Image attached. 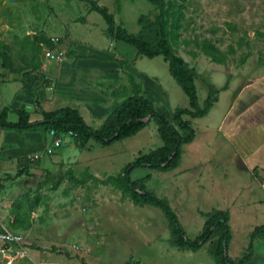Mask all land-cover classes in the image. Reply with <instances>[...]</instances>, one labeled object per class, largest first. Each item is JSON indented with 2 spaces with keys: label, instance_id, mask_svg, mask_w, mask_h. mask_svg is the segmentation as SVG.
I'll return each instance as SVG.
<instances>
[{
  "label": "rangeland",
  "instance_id": "1",
  "mask_svg": "<svg viewBox=\"0 0 264 264\" xmlns=\"http://www.w3.org/2000/svg\"><path fill=\"white\" fill-rule=\"evenodd\" d=\"M93 1L132 35L140 33V17L153 20L158 14L146 0ZM164 4L168 29L175 36L170 46L195 73L199 107L209 94L218 98L202 123L217 126L237 96L242 101L246 95L254 96L257 102L251 111L264 116V0H164ZM40 38L51 42L62 39L65 59L59 64L49 61L46 52L51 49ZM101 55L111 76V82L101 88L109 89L101 93L110 100L111 108L132 96L131 75L156 111L173 114L176 109H189L188 98L171 77L168 63L162 57H141L131 46L110 40L104 21L90 12L87 4L76 0H0V85L21 82L28 100L21 111L31 122L64 106L76 109L73 99L84 105L85 100L95 98L88 95L100 94L92 85L80 89L70 84L76 80L78 65ZM37 59L40 67L35 70L32 67ZM89 88L95 91H87ZM100 124L89 122L95 130ZM212 133L215 143L223 147L220 163L228 170L220 178L210 177L212 189L206 184L203 188V182L197 187L196 182L182 180L183 175L174 176L173 171L149 168L132 170L129 179L138 182L147 176L145 188L169 204L189 240L202 233L206 213L227 212L232 238L227 255L235 262L245 252L253 226L264 224L263 213L244 210L251 200L264 197L253 181L256 178L260 183L264 169L254 168L249 182L245 166L241 163L237 168L236 160L229 159L234 156L232 145L221 134ZM46 136L44 129H35L27 137V159L17 160L12 169L0 168V233L19 239L17 245L8 247L6 255L0 253V264L9 263L5 256L13 259L10 264H215L210 254L219 232L196 252L177 248L172 245L170 224L161 209L134 205L113 185L102 186L89 178L115 177L138 157L161 148L154 121L134 136L106 147L90 141L81 148L67 139L51 155L28 160L33 153L43 154L50 143L48 138L44 141ZM254 143L252 138L250 146ZM20 169L27 172L14 178ZM232 190L242 193L235 198ZM3 247L0 241V251ZM259 248L264 252V238ZM19 252L24 258L18 257Z\"/></svg>",
  "mask_w": 264,
  "mask_h": 264
},
{
  "label": "trees",
  "instance_id": "2",
  "mask_svg": "<svg viewBox=\"0 0 264 264\" xmlns=\"http://www.w3.org/2000/svg\"><path fill=\"white\" fill-rule=\"evenodd\" d=\"M76 1L87 4L90 12L100 15L105 23V35L110 40L131 46L141 57L148 59L162 57L168 63L171 77L187 96L189 109H176L173 114H170L167 110L156 111L151 101L146 99L142 94L140 85L129 75L128 80L132 88V96L118 105L98 130L88 126L80 116L78 110L69 107L44 113L41 120L34 122L29 120V115L26 112L17 110V122H7L1 116L0 128L18 132L44 129L46 133L54 131L56 136L72 132L76 135L73 138L76 146L83 148L87 143L93 141L106 147L115 141L134 136L145 128L150 121H154L157 125L158 136L162 142L161 148L138 157L126 165L121 173L115 177L109 176L104 180H99L93 176L89 178L100 183L102 186L113 185L122 195L128 196L134 205H152L161 209L170 224L173 246L196 252L209 242L217 231L220 237L210 254L215 260V264H247L251 261L254 254L253 242L255 238L264 234V224L254 227L249 235L245 253L234 262L227 255V245L230 241L227 225L229 214L227 212L213 211L206 213L202 233L195 240H189L186 238L169 204L145 188L144 182L147 180V177L138 182H133L129 179L131 171L136 168H149L160 172L174 170L180 159L182 145L192 142L195 137L194 129L183 117L187 116L192 119L202 118L208 114L213 104L217 101V98H212L209 94L203 107H199L195 86V73L186 68L184 60L170 46V42H175V36L173 35V31L168 29L164 0H146L157 9L158 14L153 20H149L144 16L140 17L138 23L141 30L137 35L129 34L120 25H117L108 10L105 7L98 6L95 1ZM40 40L47 48L53 49L51 41L45 38H40ZM40 50L39 48L38 52ZM5 56L3 53L2 57L5 58ZM39 67L40 62L37 59L33 63L32 68L36 70ZM21 175L22 173H17L15 177H20Z\"/></svg>",
  "mask_w": 264,
  "mask_h": 264
},
{
  "label": "crops",
  "instance_id": "3",
  "mask_svg": "<svg viewBox=\"0 0 264 264\" xmlns=\"http://www.w3.org/2000/svg\"><path fill=\"white\" fill-rule=\"evenodd\" d=\"M60 40L62 41V43H60L61 48L63 49L66 56L65 42L62 39ZM96 59L97 60L93 59L94 61L92 62L87 61L88 63L86 65H78V68H76L78 70V73L74 71V77H76V80L74 82H71L70 84L71 87L78 86L80 87V89L83 86L89 87L92 85L94 88H96V91H100V94L94 92L95 95H88L94 96L95 98L90 99L91 101L85 100L84 105L81 103L82 100L73 99V107L79 111L80 116L88 126L89 122L96 124L104 123L106 118L116 108V106L114 108H111V105L109 103L110 100L104 98L103 94L101 93L104 90L109 89V86H107V88L104 87V89H101L102 84L111 82L109 70L106 71L105 67L106 65H108V62L105 61V57L103 55H101L100 57H96ZM81 69H83V72L81 71ZM71 71L72 70H68L66 68V72L70 73ZM10 84L19 85V87L12 88ZM8 85L10 86L9 88L5 87ZM94 88H89L90 90L87 91H95ZM245 98L246 99L242 101V99L237 96L236 103H232L230 107H233V110L229 112V108L226 113L220 117L219 124L217 126L202 123L206 122L204 120H206V116L209 114L212 108L209 110L208 114L202 118L192 119L187 116L183 117V119L185 121H188L191 127L194 129L195 137L192 142L182 145L179 162L177 164V167L172 170L173 173L171 174H173L174 176H177L179 174L183 175L182 180L196 182L195 185H197V187H199L203 182V188L208 186L211 189L212 184L210 177L216 176L220 178L227 174L228 170H224L223 164L220 163L221 161H223V157H218L219 154H222L223 147L221 144L215 143L214 136L216 135L212 132L221 134V138L232 145L234 151L232 149L231 154L232 152H234V156L229 159H231V162H235L236 160L235 165L238 166L237 168H239V165L241 163L245 166V168L249 172V182H251V178H254V175L252 173V170L254 168L259 167L264 169V116H261L258 112L255 113L251 111L254 104L257 102L255 101L254 96L246 95ZM27 101V91L23 89L21 82L13 80L11 82L3 83L0 85V117L2 116V119H5V121L10 123L17 122L18 117L16 111H21V107H26ZM217 102L218 98L214 104H216ZM3 109H5V111L2 115ZM234 109L236 110L235 113ZM197 124L201 125L197 126ZM100 125L102 126L103 124ZM33 132H35V130L18 132L15 130H3L0 128V168L2 170L14 168L16 161L19 159L25 160V155H27V137H31ZM206 134H209V136H207ZM252 138L255 143L254 145L250 146ZM46 139L50 141L49 137L47 136L46 138H44V141ZM211 151L213 152L211 153ZM26 172V170L21 171L20 169V171L17 173H22L23 175ZM230 174H232L233 176L236 175V173ZM253 181L259 187L258 179L254 178ZM205 184L207 186H205ZM250 191H252V189H250ZM241 193V191L232 192L233 197L236 196L235 198H238V194ZM230 194L231 193L229 192L228 196H230ZM245 194L247 195L248 193ZM245 194L242 196L243 198H247L245 197ZM245 202L246 200L243 201V203ZM250 208H253L259 214H264V197L258 200H251L250 205L244 207V210ZM253 229L254 226L252 230ZM261 238H264V234H261L255 238L253 242L254 254L248 264H257L254 263L257 259L262 260L258 264H264V252H261L262 249L259 248V242ZM231 240L232 238L230 239V241ZM243 254L241 256H243Z\"/></svg>",
  "mask_w": 264,
  "mask_h": 264
},
{
  "label": "built area",
  "instance_id": "4",
  "mask_svg": "<svg viewBox=\"0 0 264 264\" xmlns=\"http://www.w3.org/2000/svg\"><path fill=\"white\" fill-rule=\"evenodd\" d=\"M52 44H53V49L47 50V52H46L47 58L52 63L59 64L65 58V53H64L63 49L61 48L60 39L55 38L52 41ZM48 136L50 139V143L45 148V150L42 152L43 154H40V153L34 154L33 153L28 157V160L35 161L39 158H42L45 155H47V156L51 155L55 150L62 147L63 144L65 143V141H67V139H71V141H72L76 135L73 134L72 132H68L67 134L56 136L54 131H49ZM259 186L264 191V176L263 175L261 177ZM0 241L4 244V247L0 251V253L2 255H6L8 253V251H9L8 247L9 246L17 245L19 243V239L10 233H0ZM17 255H18V257L20 256V258H24V253H22V252L17 253ZM5 257H6L7 262H9L8 264H10L11 263L10 260H13V259H10V257H8V256H5Z\"/></svg>",
  "mask_w": 264,
  "mask_h": 264
},
{
  "label": "water",
  "instance_id": "5",
  "mask_svg": "<svg viewBox=\"0 0 264 264\" xmlns=\"http://www.w3.org/2000/svg\"><path fill=\"white\" fill-rule=\"evenodd\" d=\"M149 120V119H148Z\"/></svg>",
  "mask_w": 264,
  "mask_h": 264
}]
</instances>
